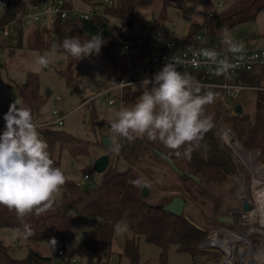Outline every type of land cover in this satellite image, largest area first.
<instances>
[{
    "label": "trees",
    "instance_id": "16d2710c",
    "mask_svg": "<svg viewBox=\"0 0 264 264\" xmlns=\"http://www.w3.org/2000/svg\"><path fill=\"white\" fill-rule=\"evenodd\" d=\"M5 10H0L1 26L11 22L19 14L27 9L26 0H3ZM38 4L44 0H32ZM87 5H97L99 0H85ZM175 0H164L165 6H171ZM192 3L203 4L206 11V20L202 25H193L189 34L185 37L186 46L193 48L207 45L210 41L221 43V32L223 29H231L242 23L253 21L256 18L254 10L264 6L263 0H233L229 9L219 12L215 7L218 0H186ZM153 0H114L112 6L105 8V16H94L89 20L83 19H57L54 31L58 40L57 49L67 56V67L60 71L67 85L80 93L78 79L84 73L85 58L78 61L73 59L62 49V41L66 36H77L83 42L92 35L100 34L104 37V45L98 55H101L113 64V75L119 81H133V63L129 64L128 57L120 50L121 40H129L132 37L126 36L121 26L115 25L112 19H118L127 26H132L135 21V10L142 5H149ZM72 5V1L68 3ZM14 13V14H12ZM207 28V36L197 41L194 38ZM26 29H19V45H23V38ZM1 37V35H0ZM33 49L47 50L51 44L45 40L44 33L40 30L35 32ZM2 44L0 41V49ZM95 55V54H93ZM147 53L142 52L143 60ZM188 71L201 82H208L210 78L204 73L194 70ZM238 81L244 85L257 88V104L255 116L248 114L236 117L226 116L220 97L214 104L206 107V114L212 115L214 127L205 134L202 143L206 147L192 153L191 159L183 155L177 157L173 150L165 148L159 141H149L145 138H137L135 142L128 143L121 140L123 147L117 160L123 159L128 164L126 170H119L116 164H109L103 178L93 188H85L67 177L66 184L62 186L63 196L56 200L54 210L41 215L35 213L23 218L35 232V235L27 238L32 244L44 243L51 238L67 240L70 238L73 226L77 219L99 218L100 223L86 238L80 241L81 246L87 252V264H110L113 255L122 259L126 258L129 264H146L142 261L140 241L154 245L159 248L160 264H168L171 251L178 254L191 256V264H219L221 256L218 252L199 249V245L206 236V229H202L197 223L183 213L182 216H174L166 211V207L176 197H181L187 203L188 199L199 202L198 191L207 192L204 184L222 186L225 183L233 182L232 177L237 174V165L233 159L232 152L223 148L217 135V127L221 121L227 123L237 136L240 143L246 149H257L260 151L259 161L264 163V66H258L252 71L242 72ZM139 88V85L137 86ZM222 94L220 89H212ZM22 102L32 109L36 124L46 122L43 118L42 109L46 104L40 93L39 77L30 74L26 82L20 87ZM135 87L128 85L123 89L121 107L133 105L140 95ZM90 98L82 99V102ZM86 117L90 130L97 136L100 127L99 110L95 103L88 102ZM48 144V151L54 160L55 166L60 167V162L55 158L58 147L67 148L73 156L80 157L90 153L93 145H103L105 137L100 133V139H86L74 136L64 127L53 125L43 126L39 129ZM158 151L165 154L180 169L182 175L172 167L176 180L165 188L166 191H176L177 196L167 198L164 202L153 203L149 197L143 195L144 186H134L130 181L142 179V175L150 176L149 170L142 166V159L152 152L157 159L165 161ZM183 153L184 149H180ZM169 164V163H168ZM197 176L200 182L191 178ZM152 177V176H150ZM218 199L213 207L215 214L223 203ZM214 214L209 219L210 225L225 226L219 223V218L226 213ZM126 220L129 230L125 232V244L119 253L115 252L116 234L114 226L120 220ZM21 227V220L17 218L14 211L0 206V231L7 229L16 232ZM234 228L235 224L227 226ZM17 233V232H16ZM216 233L209 236L210 246L217 247L218 239ZM228 242V241H227ZM228 244V243H227ZM231 245V244H230ZM13 246L6 244L0 237V264H55L52 257L43 256L39 252L31 253L19 259L12 255ZM62 264H73L71 259H65Z\"/></svg>",
    "mask_w": 264,
    "mask_h": 264
},
{
    "label": "rangeland",
    "instance_id": "374dc122",
    "mask_svg": "<svg viewBox=\"0 0 264 264\" xmlns=\"http://www.w3.org/2000/svg\"><path fill=\"white\" fill-rule=\"evenodd\" d=\"M71 1L76 8H85L88 6L85 0ZM100 1L103 0H99V2ZM185 1L175 0L172 3V7H167L165 6L164 0H153L151 7L156 11V14L154 15V26L152 25L153 28L149 30L152 32V34H154L153 43H165V39L163 41V37L165 36L164 32L158 31L157 28H163V26L166 25L172 31H179L181 27H183L185 20H189L188 18L193 13L192 11L196 7H200L201 9L204 8L203 4L201 3H188ZM232 1L233 0H218L217 2H215V7L219 12L227 11ZM217 3H220L222 6H216ZM186 5L189 7H185ZM254 12L257 15L255 20L242 23L228 30V33L231 35L235 42L243 43L244 50L264 49V6L256 8ZM112 22L116 21L112 19ZM119 24L126 28V31L128 30L127 25H124L122 22H120ZM147 25L148 24H144L141 21L135 23V31H140L138 36H142L141 32L145 33L144 27ZM43 33L45 40L51 44L50 49L43 51L32 48L35 42L34 28L27 29L26 36H24L23 38V45L21 46L19 45L20 39L17 34H12L8 38L0 37V41L2 44L1 50H3L5 58L4 63L0 65V129L4 127L3 115L8 111L10 103L15 99H20L22 101L20 87L26 82L30 74H35L39 77L40 93L45 99H47L46 104L42 109L43 116L45 117L44 119L47 121L53 120V110H58L66 115L74 107L80 105L83 98H86L89 95H95L101 89H105L104 87H108L107 85L103 84L104 82L100 80L95 81L94 79H92L88 74L89 69H87V74H83L77 81L80 93H78L75 89L69 87L65 79L60 74V71L67 67V56L64 53H60L57 49L58 40L55 31L53 27L50 26L46 29H43ZM181 37V35H178V38L175 41L180 43L182 40ZM145 38L146 35L140 37L141 40H144ZM150 47L152 48L149 49V52L147 53V56L144 60L146 65L150 62L152 57L157 55L159 52V49H157L159 48L158 46H154L153 44H151ZM53 48H55L56 51L52 56L51 63L48 67L41 68L36 63L37 57L39 55H43L45 52L52 51ZM222 48L224 51L228 52L227 46L223 43ZM134 52L135 45L132 46L128 55H133ZM132 72L133 81H124L128 82L129 84L140 82V73H138L135 69H133ZM144 73L145 77H152L154 75L152 73ZM111 81L113 84L116 83L112 77ZM59 96H61L62 99L56 100V97ZM119 97V90L108 89V93L106 92V94H101L93 98L95 99L94 103L99 110L101 123L96 137L90 130L86 115L84 116V119H82V116L86 112V108H83V106L71 115V120L77 121V125L75 127L69 128L65 124V126L63 127L74 136L79 138L93 140L100 139V133H109V117L111 116L113 111L120 109ZM108 98L115 99V103L113 105H109L107 103ZM256 104L257 90H243L239 99L237 100V105H241L244 109L243 114H248L252 118L255 116ZM225 124L227 125V123ZM105 155L109 156L110 164L112 165L115 163L119 170L123 171L128 168L127 162H125L123 159L117 160L116 155L112 154L109 151V147L106 148L103 145H93L89 154L80 157L73 156L70 150L67 148L63 149L58 147L55 153V158L60 162V167L64 171L66 177L69 180L76 182L78 185L83 182L85 175L91 176V178L87 180L83 186L85 188L91 189L98 185V183L101 182L103 178L102 174L98 173L95 170L94 165L99 158ZM142 166H145L147 170H149L150 176H152H141L142 180L147 181V185L144 187L149 190L150 194L148 197L150 202H164L167 198L169 199L170 197H172V195H178L176 191H166L165 188H163L167 185H170L176 180V175L172 172L171 166L168 163L157 159L156 155H154L152 152H148V154L142 159ZM232 179L233 182L236 183V186L232 182L225 183L222 186L204 184L207 192H197V195L200 198L199 202L191 199L187 200L183 213L191 217V219H193V221L197 223L202 229H206V236H210L211 233H213V231H215L217 227H219L210 225L209 223V219L214 217L215 211L213 212V207L218 199L223 200V204L220 205L218 213H226L225 216H230L234 219L235 222V227L232 229L227 227L229 225L220 227L236 231L240 236H244L250 230V226H238L236 220L238 219V217H240V212L244 209V204L247 202L248 197H251L252 177L247 172H242V174H239L237 168V174L234 175ZM62 196L63 191L61 189L58 193H56V200L61 199ZM218 213H216L215 215H217ZM99 223V218L77 219L69 238L72 249L70 251H66L65 255L63 256L57 254V250L58 248H60L59 246H56V249L53 250L48 242L38 244L29 243L27 239L19 237L17 233L12 230H1L0 237H2L6 244L9 246H13L15 243L17 244L16 247L12 248L11 253L19 259L27 257L33 251L39 252L43 256L52 257L55 264H62L65 259L80 260L81 263L79 264H87V252L81 246L80 241L90 235V233L98 226ZM219 239L220 240L217 243V248L221 243V240L226 239L228 241V244L225 243L226 240L222 243L221 251L217 248L203 249L215 253L218 252L221 256V261L219 262V264H235L238 253L241 250L250 253L247 259V264L252 262L253 257L256 256L260 257L261 264H264V244H262L263 239L261 240L259 235L255 233L250 235L252 250L249 245V240L246 238L239 236L229 238V236H227L226 234H220ZM144 242L145 241L141 240L139 243L140 246H142L141 256L144 259L143 262L146 264H160V255L158 254L159 248L152 245V249H149V251H145L143 250V245L146 244V242ZM114 249L116 253L120 252L121 246L119 243V239L116 241ZM178 255V253L171 251L168 264H182L177 257ZM117 257L120 259L118 254ZM110 264L115 263L110 262ZM116 264H118V262Z\"/></svg>",
    "mask_w": 264,
    "mask_h": 264
},
{
    "label": "clouds",
    "instance_id": "9594fccd",
    "mask_svg": "<svg viewBox=\"0 0 264 264\" xmlns=\"http://www.w3.org/2000/svg\"><path fill=\"white\" fill-rule=\"evenodd\" d=\"M221 42L227 46L228 52L244 51L243 43L235 42L227 29L221 32ZM104 43L100 34L83 42L77 36H66L61 47L73 59L80 61L90 55H98ZM55 51L53 48L39 55L36 63L41 68L48 67ZM195 55L203 56L206 62L215 65L213 75L230 78V69L235 65L227 56L218 59L217 51L208 48L200 49ZM192 63L198 66L195 59ZM133 87L141 93L136 102L113 111L108 119L109 151L112 154H120L121 140L131 144L137 138L145 137L149 141H159L165 148L173 150L177 157L183 155L189 160L193 152L206 147L202 143L204 136L215 126L213 116L206 114V107L215 103L220 97L219 92L205 90L208 85L188 71H179L174 59L166 62L151 78L144 77L139 88ZM3 121L4 129L0 132V206L15 212L21 220L17 235L27 239L35 232L23 222V218L54 210L56 193L66 184L67 178L62 168L55 166L30 107L15 99L4 113ZM130 183L137 187L147 185V181L142 179ZM114 230L125 233L129 225L122 219ZM48 243L53 250L56 249L54 237Z\"/></svg>",
    "mask_w": 264,
    "mask_h": 264
},
{
    "label": "built area",
    "instance_id": "2783aa9c",
    "mask_svg": "<svg viewBox=\"0 0 264 264\" xmlns=\"http://www.w3.org/2000/svg\"><path fill=\"white\" fill-rule=\"evenodd\" d=\"M26 2L28 6L25 12L19 14L11 22L1 26V37L8 38L12 34H17L19 29L22 28H34L37 30H43L51 26L54 29V25L59 18L89 20L94 16H105V8L114 4V0H103L100 1V3L97 5H88L85 8H76L73 2L72 5L68 4L70 0H44L43 2L38 4L33 3L32 0H26ZM216 6L220 7L222 5L220 3H217ZM0 10L2 12L5 10V2L3 0H0ZM207 33V28H204L202 32H200L194 39L200 41L207 36ZM121 45L123 53H128L133 45L141 49V53H148V49L144 46V43L141 40H135L132 42L125 39L121 40ZM202 48H208L217 51V53L219 54L218 59H223L225 56L228 57L229 61L235 65L234 68L230 69V78L226 79L223 76L218 77L213 75L215 65H211L210 63L206 62L203 56L195 55ZM241 56L243 57L242 59L240 58ZM171 59H174L179 71L194 70L202 72L206 76H208L210 78V81L202 82L203 84L209 86L205 90L211 91L212 89H220L222 91L220 100L226 116L236 117L239 115L236 112V108L238 106L237 100L239 99L242 91L257 90V88L255 87L246 86L241 81H238L239 76L242 72L252 71L258 66H264V49L244 50L242 53L229 54L223 50L220 42L210 41L205 46L193 48L192 46H186L184 44L177 43L176 41L171 40L162 47L158 55L152 57L146 67L142 66L141 68V66L137 65V68L135 70L140 73V71H148L152 68L163 67V65L166 62H169ZM194 59L197 61L198 66L193 65L192 61ZM130 84L126 82L123 85L119 84L117 87L113 88L120 90V102L122 99L123 89ZM57 99L60 100L61 97H58ZM107 103L109 105H113L115 103V99L108 98ZM52 117V121H46L37 124L38 131L41 127L47 125H53L57 127L65 126L67 116L62 112L53 110ZM3 129L4 127L0 129V132H2ZM217 135L221 141L223 148L229 149L232 152V156L237 165L239 174H242V172H247L251 175L252 192L251 197L249 196L247 199V203H249L250 205V210L245 211V209H243L240 212V217H238V219L236 220L238 226H250V230L244 236H240L236 231L219 226L215 231H213V233H217L216 238L218 240H220V234H226L227 236H229V238H233L235 236L246 238L249 240V245L252 250V244L250 240L251 234L255 233L259 235L260 239H263L262 244H264V219L262 216L256 215L255 217H253L252 215V213L257 211L258 209V202L256 199L258 191L264 188V163L259 161L260 151L246 149L240 143L232 129L227 126L224 121H221L219 123L217 128ZM41 138L44 139V136L42 134ZM90 178L91 176L85 175L83 182L79 185L84 186L85 182ZM56 240V246L60 247L57 250L58 255L63 256L65 255L66 251H70L72 249V245L70 244L69 239L60 240L56 238ZM209 244V235H207L202 240L200 245L210 246ZM16 246L17 244L15 243L13 247ZM217 249L221 251L220 248ZM115 258L116 257L114 256L110 261H114ZM72 263L79 264L81 262L80 260L74 259L72 260Z\"/></svg>",
    "mask_w": 264,
    "mask_h": 264
},
{
    "label": "crops",
    "instance_id": "0c3cea01",
    "mask_svg": "<svg viewBox=\"0 0 264 264\" xmlns=\"http://www.w3.org/2000/svg\"><path fill=\"white\" fill-rule=\"evenodd\" d=\"M185 2H188V1H185ZM151 4H149V5H142V6H139V7L136 8V10H135V21H134V24L131 27L127 26L128 27V30L127 31L125 30L126 28H124L121 24H119L121 22L120 20L114 19L116 21V22H114L115 25L121 26L123 28L124 34L126 36L132 37V39H129L130 41L133 42L135 40H141L140 37L146 35V38L144 40H141V41L144 43V46L148 49V52H149V49L152 48V47H150L151 44H153L154 46H158L159 48H157V49H159V52H160V50L162 49V47L168 41H171V40L172 41H175V40H177L178 35H181L182 36L181 37L182 40H181L180 43L185 45V43H184L185 37L189 34L192 26L193 25H202V24L205 23V20H206V11H205V8L201 9L200 7H196L192 11L193 13L188 18L189 20L188 21L185 20L183 27H181V29L179 31H172L166 25H164L163 28H161V27L160 28H157L158 31H163L164 32V35L165 36L163 35L164 36L163 37V41L165 39V43L164 44L163 43H161V44L160 43H155V42L153 43V35L154 34H152V32L149 31V30L151 28H153V26H154L153 25V21H154V15L156 14V11L151 7ZM171 7H172V5H171ZM185 7H189V6L186 5ZM138 21H141L144 24H148L147 26L144 27L145 28L144 29L145 33L144 32H141L142 36H138V34L140 33V31L139 30L135 31V29H134L135 28L134 25ZM155 28H156V26H155ZM36 31H37V29H35V32ZM40 31L43 32V30H40ZM26 33H27V29H26ZM26 33H25V36H26ZM221 46H222V42H221ZM120 50L122 51L121 42H120ZM248 50H252V49H248ZM159 52H158V54H159ZM128 53H123V54H125L128 57L129 64H132L133 63V68L134 69L137 68V65L141 66V68H142V66H144V67L147 66L146 63L144 62L145 59L143 60V58H141V49H139V48H137L135 46V52H134V54L133 55H128ZM227 53H229V52H227ZM229 54H234V53H229ZM161 68L162 67L152 68V69H150L148 71H144V72H147L149 74H151V73L152 74H155ZM87 69H89V71ZM113 69H114V67H113L112 62L110 60H108L107 58L101 56V55H90L89 57H86L85 58V66H84V73L83 74L84 75L87 74V71H88V74L91 76L92 79H94L95 81L100 80V81L104 82L103 84L107 85L108 87H104L105 89H101L95 95H89L88 97L90 99L88 101H86L84 103L81 102L80 105H78L77 107H74L68 114H66V116H67L66 125L69 128L75 127L77 125V121L71 120V115L75 111L79 110L80 107H82V106H83V108H86L87 109V106H86L87 103L88 102H92V101L94 102L95 101V99H93V98L97 97L98 95L105 94L106 92H108V89L109 90H112L113 88L117 87L120 84L121 81H119L113 75ZM144 72L143 71H140V80H142L145 77V73ZM111 77L116 82L115 84L112 83ZM149 78H151V77H149ZM139 84H140V82H137V83L134 82V83H132L130 85L131 86H133V85L138 86ZM119 92H120V90H119ZM59 97H61V96H59ZM57 98L58 97H56V100H58ZM61 99H62V97H61ZM120 108H121V102H120ZM85 115H86V112L82 116V119H84V116ZM43 118H45V117L43 116ZM84 123H85V120H84ZM100 125H101V123H100ZM103 135L109 136V133H104ZM124 236L126 237V234L125 233H117L116 234V241L119 239V243H120V246H121V250L123 249L124 244H125V237ZM142 241H144V240H142ZM141 247L142 246H140V250H141ZM149 249H152V245L151 244L146 243V244L143 245V250L149 251ZM158 254H160V250L159 249H158ZM114 256L116 257L115 260L114 261H110V262H113L115 264L117 262H118V264H129V261L126 258H122V259L120 258L119 259L116 254L113 255V257ZM177 257L181 261L182 264H191L192 263L191 256L188 255V254H179ZM143 260L144 259L142 258V261Z\"/></svg>",
    "mask_w": 264,
    "mask_h": 264
},
{
    "label": "water",
    "instance_id": "95a60500",
    "mask_svg": "<svg viewBox=\"0 0 264 264\" xmlns=\"http://www.w3.org/2000/svg\"><path fill=\"white\" fill-rule=\"evenodd\" d=\"M14 14V13H12ZM5 61V58H4V53H3V50L0 49V65H2ZM236 112L239 114V115H242L244 113V109L242 108L241 105H238L237 108H236ZM103 146L108 148L110 147V140H109V137H105L104 140H103ZM158 154L160 156H162L164 159L167 160V162L169 163V165L176 171L178 172L179 174H183L180 169L172 162V160L170 158H168L165 154L161 153L158 151ZM109 164H110V158L108 155H105V156H102L101 158H99L96 162H95V170L100 173V174H103L104 172H106V170L108 169L109 167ZM191 178L195 179L197 182H200V179L197 177V176H194V175H190ZM149 190L144 187L143 188V195L148 197L149 196ZM186 206V202L184 201L183 198L181 197H176L174 198V200L166 207V211L169 212L170 214L174 215V216H182L183 215V211H184V208ZM244 209L245 211H249L250 210V205L249 203H245L244 204ZM219 223L221 224H224V225H233L235 222L233 220V218H231L230 216H223V217H220L219 218ZM215 248L213 246H206V245H200L199 246V249H206V248ZM31 254L33 255L34 252L32 251Z\"/></svg>",
    "mask_w": 264,
    "mask_h": 264
},
{
    "label": "bare ground",
    "instance_id": "6f19581e",
    "mask_svg": "<svg viewBox=\"0 0 264 264\" xmlns=\"http://www.w3.org/2000/svg\"><path fill=\"white\" fill-rule=\"evenodd\" d=\"M256 199H257V202H258V209H257V211L253 212L252 215H253V217H255L256 215L262 216L263 219H264V188H262L261 190L258 191ZM224 241L225 240L221 241V243L218 245V248L221 249L222 243ZM249 254L250 253H247L246 251L241 250L238 253L237 260H236L235 264H247V259H248ZM248 264H261V258L258 257V256L253 257V261L248 263Z\"/></svg>",
    "mask_w": 264,
    "mask_h": 264
},
{
    "label": "flooded vegetation",
    "instance_id": "af4514ba",
    "mask_svg": "<svg viewBox=\"0 0 264 264\" xmlns=\"http://www.w3.org/2000/svg\"><path fill=\"white\" fill-rule=\"evenodd\" d=\"M225 243H227V240L225 241Z\"/></svg>",
    "mask_w": 264,
    "mask_h": 264
}]
</instances>
